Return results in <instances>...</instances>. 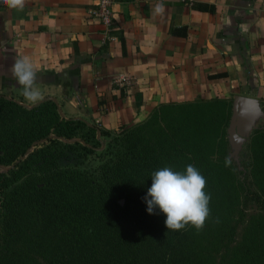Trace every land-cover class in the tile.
Returning <instances> with one entry per match:
<instances>
[{"label": "trees", "instance_id": "1", "mask_svg": "<svg viewBox=\"0 0 264 264\" xmlns=\"http://www.w3.org/2000/svg\"><path fill=\"white\" fill-rule=\"evenodd\" d=\"M59 111L0 95V264H264V128L245 191L225 165L231 99L162 104L114 131ZM189 164L210 214L200 231H168L144 198L155 171Z\"/></svg>", "mask_w": 264, "mask_h": 264}, {"label": "crops", "instance_id": "2", "mask_svg": "<svg viewBox=\"0 0 264 264\" xmlns=\"http://www.w3.org/2000/svg\"><path fill=\"white\" fill-rule=\"evenodd\" d=\"M186 2L114 0L107 25L94 18V0H26L22 11L0 0V95L31 107L12 74L26 55L43 100L108 131L167 103L264 102V0ZM116 74L133 84L113 85Z\"/></svg>", "mask_w": 264, "mask_h": 264}, {"label": "clouds", "instance_id": "3", "mask_svg": "<svg viewBox=\"0 0 264 264\" xmlns=\"http://www.w3.org/2000/svg\"><path fill=\"white\" fill-rule=\"evenodd\" d=\"M10 9L23 10L26 0H2ZM164 12L163 3L155 7L156 14ZM37 67L29 56H20L12 66V74L22 88V96L28 106H35L42 101V91L36 87ZM231 164L226 158L225 165ZM152 185L144 198L147 211L153 213L155 208L166 215L165 225L169 230L180 231L189 224L197 231L203 229L210 214V195L204 191L206 180L193 165L189 164L184 172L173 171L164 167L155 171L152 176Z\"/></svg>", "mask_w": 264, "mask_h": 264}, {"label": "rangeland", "instance_id": "4", "mask_svg": "<svg viewBox=\"0 0 264 264\" xmlns=\"http://www.w3.org/2000/svg\"><path fill=\"white\" fill-rule=\"evenodd\" d=\"M258 103V110L252 112L247 121H243L241 124L235 123V125L229 123L226 128V158L231 159L238 182L245 191H250L253 188L250 178V139L255 130L264 128V102L258 101ZM248 210V215L254 213V209L249 206ZM240 235L241 229L238 230L237 239L240 238Z\"/></svg>", "mask_w": 264, "mask_h": 264}, {"label": "built area", "instance_id": "5", "mask_svg": "<svg viewBox=\"0 0 264 264\" xmlns=\"http://www.w3.org/2000/svg\"><path fill=\"white\" fill-rule=\"evenodd\" d=\"M195 0H187V4L191 5ZM114 0H94L95 9L93 10L94 18L102 23L110 25L112 19V5ZM112 84L118 87H126L133 84V78L125 74H116L112 77Z\"/></svg>", "mask_w": 264, "mask_h": 264}, {"label": "water", "instance_id": "6", "mask_svg": "<svg viewBox=\"0 0 264 264\" xmlns=\"http://www.w3.org/2000/svg\"><path fill=\"white\" fill-rule=\"evenodd\" d=\"M51 100L54 101L53 99ZM258 108H259L258 101L256 103L253 99L250 98H245V97L236 98L232 103V117L229 123L235 125V123L241 124L243 121H247L251 113L256 112ZM97 138H99V132H97ZM30 152L31 149L27 150L25 156L21 157L20 160H24L26 155H28ZM4 169L7 170L8 168H4ZM120 203H122V201Z\"/></svg>", "mask_w": 264, "mask_h": 264}]
</instances>
